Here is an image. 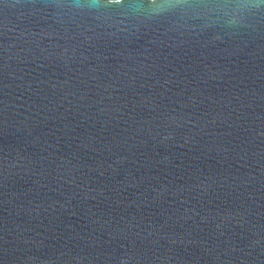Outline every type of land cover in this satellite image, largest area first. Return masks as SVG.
Instances as JSON below:
<instances>
[{"label":"water","instance_id":"water-1","mask_svg":"<svg viewBox=\"0 0 264 264\" xmlns=\"http://www.w3.org/2000/svg\"><path fill=\"white\" fill-rule=\"evenodd\" d=\"M149 2L0 0V264H264V0Z\"/></svg>","mask_w":264,"mask_h":264},{"label":"clouds","instance_id":"clouds-1","mask_svg":"<svg viewBox=\"0 0 264 264\" xmlns=\"http://www.w3.org/2000/svg\"><path fill=\"white\" fill-rule=\"evenodd\" d=\"M171 7H173V5L163 3L162 0H150L148 4H133L126 6L128 11L133 14H142L147 16L162 14ZM236 7L243 8L244 6L237 5Z\"/></svg>","mask_w":264,"mask_h":264},{"label":"snow or ice","instance_id":"snow-or-ice-1","mask_svg":"<svg viewBox=\"0 0 264 264\" xmlns=\"http://www.w3.org/2000/svg\"><path fill=\"white\" fill-rule=\"evenodd\" d=\"M109 2H110V3H111V2H116V3H118L119 0H109Z\"/></svg>","mask_w":264,"mask_h":264}]
</instances>
